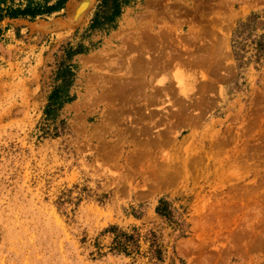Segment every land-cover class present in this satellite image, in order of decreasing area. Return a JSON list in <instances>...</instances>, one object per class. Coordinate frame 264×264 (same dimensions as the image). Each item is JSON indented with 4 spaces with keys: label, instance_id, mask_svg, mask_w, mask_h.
I'll list each match as a JSON object with an SVG mask.
<instances>
[{
    "label": "rangeland",
    "instance_id": "obj_1",
    "mask_svg": "<svg viewBox=\"0 0 264 264\" xmlns=\"http://www.w3.org/2000/svg\"><path fill=\"white\" fill-rule=\"evenodd\" d=\"M27 1L0 5V264H264V0H129L97 29L100 0L7 16Z\"/></svg>",
    "mask_w": 264,
    "mask_h": 264
},
{
    "label": "trees",
    "instance_id": "obj_2",
    "mask_svg": "<svg viewBox=\"0 0 264 264\" xmlns=\"http://www.w3.org/2000/svg\"><path fill=\"white\" fill-rule=\"evenodd\" d=\"M66 1L67 0H55V2L50 3V0H46L44 4L40 6L34 5L31 0H28L22 8H13L8 10L7 16L10 18H16L19 16L36 17L43 14L49 15L53 12L61 10ZM3 2L4 0H0V5ZM129 2V0H100L98 10L95 12L91 20L90 28L97 29L104 23L114 21V19L119 16L122 6L129 5ZM106 9L110 10L108 14L105 13ZM242 26H244V24H242ZM74 51L75 53L85 52V50L80 47ZM235 55L238 56L239 53L236 52ZM56 78L59 80V83L50 91L48 95V103L44 108L45 114L49 117L53 116L55 110L62 107L64 103L72 100V96H69L68 94V88L71 86L72 78V71L70 67L65 66L58 69L56 72ZM154 211L175 229L180 228L181 222L174 216V209L166 197H160L157 200ZM108 231L114 234L111 245L112 250L126 255L138 253V244L134 233L122 231L116 226H111ZM151 254L155 258L159 260L161 259L160 250L158 248H154Z\"/></svg>",
    "mask_w": 264,
    "mask_h": 264
},
{
    "label": "crops",
    "instance_id": "obj_3",
    "mask_svg": "<svg viewBox=\"0 0 264 264\" xmlns=\"http://www.w3.org/2000/svg\"><path fill=\"white\" fill-rule=\"evenodd\" d=\"M5 18V17H4ZM7 18H9V17H7ZM12 19H17V17L16 18H12Z\"/></svg>",
    "mask_w": 264,
    "mask_h": 264
},
{
    "label": "bare ground",
    "instance_id": "obj_4",
    "mask_svg": "<svg viewBox=\"0 0 264 264\" xmlns=\"http://www.w3.org/2000/svg\"><path fill=\"white\" fill-rule=\"evenodd\" d=\"M81 19V18H80Z\"/></svg>",
    "mask_w": 264,
    "mask_h": 264
}]
</instances>
